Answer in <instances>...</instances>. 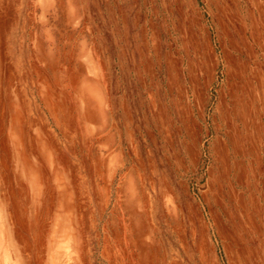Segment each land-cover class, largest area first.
<instances>
[{
    "label": "rangeland",
    "instance_id": "obj_1",
    "mask_svg": "<svg viewBox=\"0 0 264 264\" xmlns=\"http://www.w3.org/2000/svg\"><path fill=\"white\" fill-rule=\"evenodd\" d=\"M0 264H264V0H0Z\"/></svg>",
    "mask_w": 264,
    "mask_h": 264
},
{
    "label": "bare ground",
    "instance_id": "obj_2",
    "mask_svg": "<svg viewBox=\"0 0 264 264\" xmlns=\"http://www.w3.org/2000/svg\"><path fill=\"white\" fill-rule=\"evenodd\" d=\"M57 249H60L59 247H57Z\"/></svg>",
    "mask_w": 264,
    "mask_h": 264
}]
</instances>
